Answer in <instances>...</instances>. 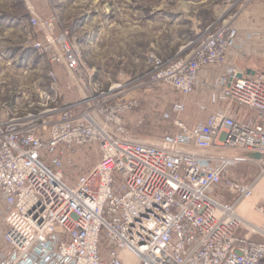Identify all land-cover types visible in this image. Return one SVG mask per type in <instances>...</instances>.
Masks as SVG:
<instances>
[{
    "label": "built area",
    "instance_id": "1",
    "mask_svg": "<svg viewBox=\"0 0 264 264\" xmlns=\"http://www.w3.org/2000/svg\"><path fill=\"white\" fill-rule=\"evenodd\" d=\"M253 1L226 0L235 10L228 19L217 17L170 58L149 54L145 72L108 86L68 29L30 16L41 31L34 50L66 74L49 72L43 97L54 107L0 119V264L264 262V70L230 58L264 57V30L238 19ZM207 69L218 71L212 89L224 107L189 126L185 99ZM158 96L174 115L155 112L165 104ZM233 104L256 118L237 119ZM147 118L167 130L150 132ZM89 148L96 160L76 170ZM250 162L253 180L233 174Z\"/></svg>",
    "mask_w": 264,
    "mask_h": 264
},
{
    "label": "rangeland",
    "instance_id": "2",
    "mask_svg": "<svg viewBox=\"0 0 264 264\" xmlns=\"http://www.w3.org/2000/svg\"><path fill=\"white\" fill-rule=\"evenodd\" d=\"M28 1L37 2V7L30 3L38 9L36 14L24 0H0V119L57 104L43 97L49 94V72L57 69L46 55L34 50L32 41L40 39L41 31L30 24V16L54 18L58 31L68 29L82 61L108 86L114 81L128 82L145 72L149 54L164 59L174 56L217 17L228 19L231 11L235 12L234 6L227 9L226 0ZM259 15L250 17L244 10L238 19H259ZM13 19L21 25L13 24ZM148 104L143 100L140 109L145 110ZM96 158V152L89 148L83 159L77 160L81 165L76 170L91 166ZM70 165L71 161L67 176H75L78 172L70 171ZM232 172L240 179L253 180L258 166L253 162L239 164Z\"/></svg>",
    "mask_w": 264,
    "mask_h": 264
},
{
    "label": "crops",
    "instance_id": "3",
    "mask_svg": "<svg viewBox=\"0 0 264 264\" xmlns=\"http://www.w3.org/2000/svg\"><path fill=\"white\" fill-rule=\"evenodd\" d=\"M24 2L29 6L27 7L32 13H37L38 9L35 3L30 7V3L28 0H24ZM36 9V10H35ZM247 15L259 13V19L250 18V24L254 26H258L262 30H264V0H257L254 4H251L249 8L246 10ZM40 14V13H38ZM251 17V16H250ZM253 17V16H252ZM4 18V17H3ZM3 21V20H2ZM13 24L18 26L21 25V22L12 20ZM251 43V42H250ZM249 43V44H250ZM231 60L236 63L241 68L255 69V70H264V57L259 56L257 54L246 55L243 52L235 51L232 52ZM258 67V68H257ZM58 74L60 78L65 76L66 72L63 68H58ZM252 71V70H251ZM218 76V71L214 69H207L199 73V84L196 86L195 92L188 96L185 99V111L181 115L182 120L189 126L195 125L197 122L201 121L208 113L213 110H218L224 107V103H222L219 99H217V94L213 91V87L216 86L215 79ZM159 97V96H158ZM159 100H163L165 102L164 105L158 107L157 111L160 112L163 110L169 111L172 115H174L171 111L170 100L163 96L159 97ZM169 101V102H168ZM230 111L232 114L239 120H253L256 118V113L244 106H240L237 104L231 105ZM145 121L144 128L148 129L152 132V129L156 131L154 133H162L167 130V125H155L150 123L149 118Z\"/></svg>",
    "mask_w": 264,
    "mask_h": 264
},
{
    "label": "water",
    "instance_id": "4",
    "mask_svg": "<svg viewBox=\"0 0 264 264\" xmlns=\"http://www.w3.org/2000/svg\"><path fill=\"white\" fill-rule=\"evenodd\" d=\"M247 72H252V71L247 70ZM247 156L250 157V158H259L260 157L257 153L247 154Z\"/></svg>",
    "mask_w": 264,
    "mask_h": 264
}]
</instances>
